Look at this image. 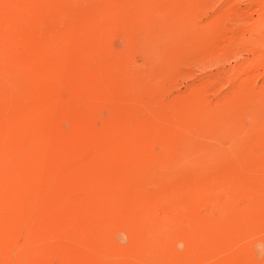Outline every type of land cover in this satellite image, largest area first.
<instances>
[{
  "label": "rangeland",
  "instance_id": "rangeland-1",
  "mask_svg": "<svg viewBox=\"0 0 264 264\" xmlns=\"http://www.w3.org/2000/svg\"><path fill=\"white\" fill-rule=\"evenodd\" d=\"M0 264H264V0H0Z\"/></svg>",
  "mask_w": 264,
  "mask_h": 264
}]
</instances>
